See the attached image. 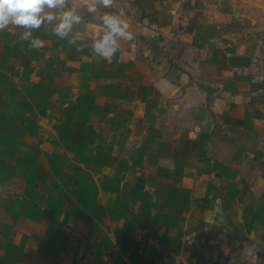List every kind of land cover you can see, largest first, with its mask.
I'll use <instances>...</instances> for the list:
<instances>
[{
	"label": "crops",
	"instance_id": "0c3cea01",
	"mask_svg": "<svg viewBox=\"0 0 264 264\" xmlns=\"http://www.w3.org/2000/svg\"><path fill=\"white\" fill-rule=\"evenodd\" d=\"M75 3L74 43L0 32V264H264V0Z\"/></svg>",
	"mask_w": 264,
	"mask_h": 264
},
{
	"label": "clouds",
	"instance_id": "9594fccd",
	"mask_svg": "<svg viewBox=\"0 0 264 264\" xmlns=\"http://www.w3.org/2000/svg\"><path fill=\"white\" fill-rule=\"evenodd\" d=\"M114 0H89L87 11L95 13L97 6L111 9ZM102 32H97L92 39L91 50L102 61L111 62L120 50V40L132 41L134 34L129 30L127 21L118 15L105 12L101 16ZM83 23V17L78 14L75 0H0V32L8 28H22L20 40L27 42L28 51L43 48V41L34 37V30L47 26L51 35L61 40L67 39L74 43L73 36L76 26ZM77 52L84 51L83 46L76 48ZM87 60V56H81ZM256 250L246 247L244 254L255 255Z\"/></svg>",
	"mask_w": 264,
	"mask_h": 264
},
{
	"label": "built area",
	"instance_id": "2783aa9c",
	"mask_svg": "<svg viewBox=\"0 0 264 264\" xmlns=\"http://www.w3.org/2000/svg\"><path fill=\"white\" fill-rule=\"evenodd\" d=\"M257 72L252 76L251 82L258 85H264V56L257 61Z\"/></svg>",
	"mask_w": 264,
	"mask_h": 264
}]
</instances>
